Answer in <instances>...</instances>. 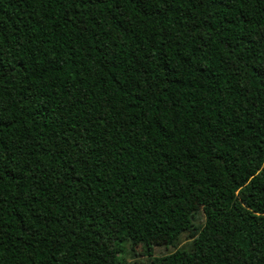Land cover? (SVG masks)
<instances>
[{"label":"trees","instance_id":"1","mask_svg":"<svg viewBox=\"0 0 264 264\" xmlns=\"http://www.w3.org/2000/svg\"><path fill=\"white\" fill-rule=\"evenodd\" d=\"M0 264H264V0H0Z\"/></svg>","mask_w":264,"mask_h":264},{"label":"rangeland","instance_id":"2","mask_svg":"<svg viewBox=\"0 0 264 264\" xmlns=\"http://www.w3.org/2000/svg\"><path fill=\"white\" fill-rule=\"evenodd\" d=\"M203 215L202 214H198L197 215V218H196V223L197 222H200V221H203ZM185 243H182L181 244V246H183ZM177 248H179V246L178 247H163V246H156L153 250V252H154V254H156V255H163V254H166V253H170V252H172V251H174V250H176ZM129 262H133V259L131 260H128L127 261V263H129Z\"/></svg>","mask_w":264,"mask_h":264}]
</instances>
